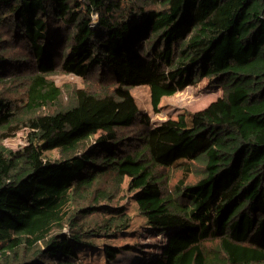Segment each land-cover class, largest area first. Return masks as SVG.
Returning <instances> with one entry per match:
<instances>
[{"label":"trees","instance_id":"obj_1","mask_svg":"<svg viewBox=\"0 0 264 264\" xmlns=\"http://www.w3.org/2000/svg\"><path fill=\"white\" fill-rule=\"evenodd\" d=\"M57 73L88 86L60 102ZM204 78L222 93L188 126H152L130 92L147 84L155 103ZM9 80L23 90L0 93V140L27 127L59 157L0 143V264H84L80 248L126 225L112 216L122 206L100 202L125 181L146 224L167 232L140 264H264V0H0Z\"/></svg>","mask_w":264,"mask_h":264},{"label":"rangeland","instance_id":"obj_2","mask_svg":"<svg viewBox=\"0 0 264 264\" xmlns=\"http://www.w3.org/2000/svg\"><path fill=\"white\" fill-rule=\"evenodd\" d=\"M92 17L96 19V15H92ZM51 78L60 86L64 96L60 102L64 103L68 100L67 93L73 87L88 86L87 81L73 74L57 73ZM22 90L23 88L17 82L11 80L0 85V93L11 98L18 95ZM130 92L134 96L139 109L149 115L152 126L164 121L173 122L179 126H188L191 124L193 112L204 108L211 101L218 98L222 93V89L220 85L204 78L196 84L187 85L176 92L161 94L155 103L152 98L151 88L147 84L134 85L130 87ZM138 129L139 125L134 123L125 131L128 135L133 136L138 133ZM0 143L11 149H18L33 143L46 157L51 159L59 157V153L52 147L51 137L47 133L36 136L27 127L17 129L8 137L2 138ZM163 171L166 175L164 190L173 193L174 184L181 176V166H173ZM192 171L187 178L189 182L198 178L201 171V163H195L194 167L192 166ZM110 187L111 181L109 179L102 180L101 188L108 190ZM132 195L133 193L127 191L125 181L118 189H114V197L111 200L100 199L101 203L108 204L105 207L107 211L112 210L113 206H122L119 212L112 214V216L126 217V225L117 231L116 234L102 231V234L95 237L92 246L80 248L78 254L84 264H140L143 261L151 260L161 253L167 240V232L159 233V231L153 230L146 224L145 218L139 212ZM108 215L109 212H106L104 216L97 215L93 219L100 221L98 223H102V219ZM105 243L122 247L112 260H107L104 255L103 245ZM125 245H127L126 248L124 247Z\"/></svg>","mask_w":264,"mask_h":264}]
</instances>
